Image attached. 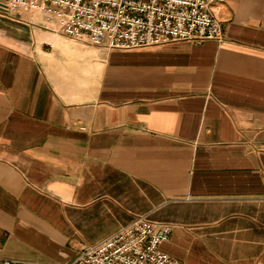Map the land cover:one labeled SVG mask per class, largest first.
I'll use <instances>...</instances> for the list:
<instances>
[{
	"label": "crops",
	"instance_id": "crops-1",
	"mask_svg": "<svg viewBox=\"0 0 264 264\" xmlns=\"http://www.w3.org/2000/svg\"><path fill=\"white\" fill-rule=\"evenodd\" d=\"M221 40L106 48L0 13V264H69L138 215L180 264H264V0Z\"/></svg>",
	"mask_w": 264,
	"mask_h": 264
},
{
	"label": "built area",
	"instance_id": "built-area-1",
	"mask_svg": "<svg viewBox=\"0 0 264 264\" xmlns=\"http://www.w3.org/2000/svg\"><path fill=\"white\" fill-rule=\"evenodd\" d=\"M223 0H0V13L32 9L56 19L52 30L106 48L164 46L177 40H221L223 28L211 10ZM171 226L138 215L87 246L69 264H180L159 245ZM2 264H22L2 259Z\"/></svg>",
	"mask_w": 264,
	"mask_h": 264
},
{
	"label": "rangeland",
	"instance_id": "rangeland-1",
	"mask_svg": "<svg viewBox=\"0 0 264 264\" xmlns=\"http://www.w3.org/2000/svg\"><path fill=\"white\" fill-rule=\"evenodd\" d=\"M41 14L43 15L42 18H43L44 20L49 21V23H51L50 21H52V22H53L52 24H56V19H55V17H54L53 15H51V14H46V13H44V12H42Z\"/></svg>",
	"mask_w": 264,
	"mask_h": 264
}]
</instances>
